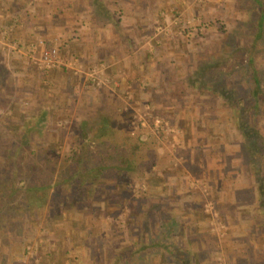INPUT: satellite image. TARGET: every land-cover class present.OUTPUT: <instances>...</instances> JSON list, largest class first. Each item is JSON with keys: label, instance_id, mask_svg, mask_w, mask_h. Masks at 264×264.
<instances>
[{"label": "rangeland", "instance_id": "rangeland-1", "mask_svg": "<svg viewBox=\"0 0 264 264\" xmlns=\"http://www.w3.org/2000/svg\"><path fill=\"white\" fill-rule=\"evenodd\" d=\"M52 1L54 0H27V10L31 14L36 13L38 6H47ZM140 1L142 4L144 2L145 4L148 3L151 5L150 8L154 5L151 9L148 8L149 11L146 12V15L142 16L141 18L149 22L148 25L149 31H151L152 34L151 37L154 36L155 38L157 37L162 39L166 38L167 44L169 46L173 45L175 42L181 46L182 43L180 40L176 41V38L179 39L178 37H182L188 44L187 50L190 48L194 49L196 45L197 47L200 45L199 51L201 52L192 53L190 61L189 58L185 59L182 71H180L181 74H185V79L194 72L196 65L195 59L197 56H207L209 54L220 56V50L222 48L228 50L229 48L238 49V47H248L250 46L254 37V34L252 33L254 32V29L249 27L250 23L248 22H250L249 19H254L256 22L258 12L255 9L256 7L253 1L250 0H160V2H157V0ZM83 49L84 52L90 53L86 46H83ZM260 49L261 51H258L256 54V56H258L257 64L258 66H262L263 70L264 49L262 50L261 47ZM58 51L60 56V66H65L72 69L74 74L83 73L87 79L91 78L93 80L95 79L93 76L94 70H100L99 72L102 70V76L99 77L101 81H98L100 82V85L103 84L110 86L112 84L113 79L111 78L110 73L105 72V68H108V65L97 62V60H95V58L88 53L85 54V61L82 60L84 57L78 56L77 53L75 55H68L66 57L60 48ZM62 55L64 57H62ZM248 59L249 53H246V55L243 57L241 56V58L238 59L240 67H243L246 64L245 62L248 63ZM183 61L184 59L182 62ZM119 74H117V78L120 77ZM241 74L239 73L238 75ZM96 76H98L97 73L95 74V77ZM76 77L78 78V75ZM73 81H75V86L77 88L76 90L82 87L79 85V80L74 78ZM187 85H189L190 88L187 89L186 96H195L196 100H194V106H198L201 111L204 110L205 112L209 113L218 112V115L225 114L222 124L220 120H216L214 122L216 124H220V127H224V130L221 127L223 135H219V137L213 134L209 137H206V139H202V142H200L199 139L196 142L194 141L192 146H188L185 142L183 126L180 124L178 119L170 117L166 114L167 111L162 108L165 106L164 104L160 106L156 104L155 107L154 104H151L148 100H146V98L137 99L132 95L131 98L126 97L127 99H125L124 94L122 95L123 100L121 99L118 104H115V102L112 104V98L107 97L106 100H104L107 105L110 103L115 106L119 105L123 110L124 116L123 118H120V122L126 126L130 135L135 136L137 133H140L144 138L149 135L152 136L151 139H153L155 143L149 141L150 143L146 145L147 147L140 151L139 155L137 156L138 163H143L149 166L142 173L135 165L127 166V169L125 170L126 172H123L122 177L124 179H128V183H120L117 179H115L113 181L114 184L112 183L111 185H105V188L108 189L107 192H105L103 189H99L93 194V204L89 201V199L86 201L87 206H77L73 213L74 215L69 211H62V207H59L61 204L59 198H49L44 209V214L42 213L41 217L39 218L30 219V223L27 222L25 224L26 227L28 226V230L30 231L28 233L27 230L23 244H21L19 241H13V243L18 247L17 249H19L21 252L20 254H15V262L11 264L104 263L105 261L103 260L108 254L131 245L130 243L132 239L129 238V231L126 228V215L124 213L130 208L136 207L135 209L138 210L137 213L140 214V211L144 206L142 199L143 196L140 195L143 191H147L149 189L148 179L151 176V173H156V175L162 179L167 178L169 180L168 183H170L172 186V192H174V190L176 193L181 191V188H176V186H183V184L180 182L178 183L177 181L176 183L171 181V179H169L167 176L169 171H177L179 173L178 175H180L178 179L183 181L184 184L186 183L193 189L197 190L203 197L198 207L200 208L199 211L202 213L200 217L204 218L207 222L208 232H201V237H203L204 240H193L191 242L192 245L189 248L190 250L183 253L190 256V261H188L187 264H264V258L262 257L264 256V246L263 241H261V238L264 236V221L259 220L258 214L256 211H253V209L256 207V204L253 203V206L247 207L251 214L245 220L241 221L240 223H231L232 232H234V235H231L227 232L228 225L222 217L219 204H217L216 201H214L213 196H211V184L206 178L207 174L203 171L205 169V165H203L205 163L204 161L209 163L208 167L210 169L211 167H214V161L216 157L221 158L225 163V167L228 169H237V173L239 171L243 172L245 168H248L243 163V152L241 151V148H236L237 145H240L241 137L239 138L238 142L237 140L235 141V139L238 137V134L234 127L233 114L228 105L224 102H220L214 94L210 93L209 91H202L188 83ZM75 86H73V88ZM83 89L82 98L84 95H87L86 97L90 99L88 103L83 104L80 102V100L83 101L82 98L77 99V96L76 99L72 100L71 98L70 102L67 105L65 104L66 106L64 107V110L62 109L65 112L61 111V113H63V117L64 115L66 116V119L55 120V123L52 120H49L47 112H40L38 117L32 116L30 118L29 115L31 114V111L28 112V108H24L23 112L20 111V109L16 111L12 110L10 115L13 117L17 115V119H13L12 121H10L8 118L9 114L6 113L5 116L3 115L5 119L4 117L0 118V132L2 133L0 134V147H3L2 151L7 148L11 138L18 137V133L20 134L21 132H24L25 128H27V121L30 120L35 122V119L40 117V123L41 121H44L47 124L49 128L47 131H54V129L50 127L53 124V126L57 125L55 128L57 135L59 137L64 135V139L61 143L58 144V142L49 141L48 146L45 147L55 150L61 156L68 152L71 148V144L68 141V135L72 126L76 122L83 121V119L87 118V112L91 110L90 108L96 107L97 104L90 103V101L92 98L97 96V91L102 95L107 93L106 88L103 87L102 89L98 90L95 88L96 91L86 87ZM113 95H115V97H119V92L114 91ZM129 95L130 94H128V96ZM96 101V103H98V100ZM204 101L214 103L202 104ZM146 106H150V109L147 110ZM211 108L213 110H211ZM2 113H4V111ZM150 113L158 115L168 120L172 125L178 127V129L181 131L180 145L172 148L171 144L168 142V139H165L163 136H161L162 139H159L154 134L151 119L148 117ZM144 114H148L146 115V127H139L138 119L141 116L144 117ZM211 116L215 117L216 115L213 114ZM261 121H264L263 118ZM40 123L39 129H41V132H43L42 130H44V128ZM262 123L264 124V122ZM28 124L31 125L29 122ZM36 135H38L36 136L39 143L38 145L42 146V144H44L46 141V137H40V133ZM205 141L208 142V144H205ZM207 149L210 150L205 151ZM152 151L154 155V163L151 162L152 164L150 165L149 162L151 160V156H148V154ZM249 181L251 184L248 186H252L254 182L252 181L251 177H249ZM118 199H120V204H123V207L125 206V208H123L124 210L115 216H106L105 213L107 210L105 207L111 205L115 206V204L118 202L116 200ZM237 199L239 202L248 201L249 205H251V199L247 200L245 193L242 191L238 193ZM150 201L152 204L157 202L156 199ZM207 208L211 210L213 214L210 212L208 214ZM45 218L47 219L45 220ZM132 221L133 223L136 222L138 225V229L136 228L132 230L137 231V235L139 236V224L142 221L138 220V218L136 221L133 217L131 218V222ZM68 224H71L73 230L75 231L73 237L71 236L72 238H69V235H66L65 233V229L67 228L66 226ZM64 225H66L65 228H63ZM111 227L113 229H111ZM79 230L84 233L83 237H81V234L79 235ZM88 232L90 233L87 235ZM92 233H94L95 237ZM94 240L95 243L100 244L101 247H94V249L91 250L90 242ZM176 241L178 243L184 242V245H187L183 236L179 237L177 235ZM200 242H202V244ZM242 242L245 245L243 248L239 249L236 244ZM24 245L26 246V252L22 257L21 253L24 251ZM186 248H188V245ZM195 252L198 254L197 261L192 255ZM5 255L7 257L6 261H9V252H7ZM152 257L153 256L150 255L145 258L150 261ZM155 257L159 258V260L161 259V257ZM58 260H60V262ZM186 260L187 259H185V261ZM152 264H156V262L152 261Z\"/></svg>", "mask_w": 264, "mask_h": 264}, {"label": "crops", "instance_id": "crops-1", "mask_svg": "<svg viewBox=\"0 0 264 264\" xmlns=\"http://www.w3.org/2000/svg\"><path fill=\"white\" fill-rule=\"evenodd\" d=\"M26 1L0 0V118L6 113L10 115L12 110L20 109L23 112L24 108H28V112L31 111L30 118L38 117L40 112H47L49 120L55 123V120L66 119L61 111L71 98H82L84 87L94 91L95 88L98 90L103 87L107 93L102 95L97 91V96L95 95L90 103L97 104L96 100L99 102L111 97L112 104H118L124 94L125 99L131 98L132 95L137 99L146 98L155 107L156 104H164L162 108L167 111L166 114L178 119L183 126L188 146H192L194 141L199 139L202 142V139L213 134L223 135L224 127L221 126V129L220 124L214 122L220 120L222 124L225 114L201 111L198 106H194L196 98L186 96L190 87L187 85L185 74L180 73L185 59L189 58L190 61L192 53L201 52L200 45L187 50L188 44L182 37H175L176 41L180 40L181 46L176 42L169 46L166 38L151 37L149 22L141 18L149 11L148 8L151 9L154 5L150 8L151 5L144 2L142 4L140 0H54L47 6H38L37 10L35 9L37 12L31 14L27 10ZM40 40L44 41L43 45L38 43ZM83 46H86L90 53L84 52ZM52 47L60 48L66 57L77 53L78 56L84 57L82 60L86 59L85 54H90L97 62L108 65L105 72L110 73L113 81H117H112L110 86L100 85L98 81H101L99 77L102 76V70H94L93 80L87 79L83 73L74 74L72 69L60 64L50 68L40 67L38 60L42 50ZM96 73L98 76L95 77ZM117 74L120 77L117 78ZM74 78L79 80V85L82 86L78 90ZM114 91L119 92V97L113 95ZM86 96L82 98L83 101L80 100L83 104L90 100ZM206 103L211 102L204 101L202 104ZM213 114L216 116H211ZM9 115L10 121L17 119V115ZM56 126L52 124L50 127L55 131ZM205 144L208 142L205 141ZM2 150L3 147H0V151ZM208 150L210 149L205 151ZM204 162L203 171L211 184V196L219 204L222 217L228 225L227 232L234 235L231 223H240L251 214L247 208L249 202H239L235 193L236 189L251 184L248 171L245 168L243 172L237 173V169H228L222 159L217 157L214 167L210 169L209 163ZM178 174L177 171H169L167 176L174 183L177 181L183 184L184 187L176 186L181 188V193H176L175 190L172 192L167 178L162 179L156 173H151L152 177L148 179L149 189L140 195L144 197V206L140 211L141 215L138 214V220H147L154 232L159 225H169L174 221L176 230L172 233V243L180 249H185L187 245L190 248L189 242L193 240H204L201 232L207 231L208 226L205 219L200 217L202 213L198 207L203 199L202 195L178 179ZM154 199L157 202L152 204L150 200ZM135 211L138 212L136 209ZM133 215L137 221L136 214ZM70 226L71 224H68V227ZM129 226L132 229L138 227L133 221ZM139 232V236L136 233L129 237L132 239L130 244L133 245V240L138 241L141 230ZM177 235L183 236L187 245H184V242L178 243ZM68 237L72 238L71 235ZM244 245L243 242L236 244L239 249ZM160 257L159 260L153 256L148 263L152 264L154 261L156 264H176L174 260L169 262L165 255L161 254ZM187 263L188 261H185L182 264Z\"/></svg>", "mask_w": 264, "mask_h": 264}, {"label": "trees", "instance_id": "trees-1", "mask_svg": "<svg viewBox=\"0 0 264 264\" xmlns=\"http://www.w3.org/2000/svg\"><path fill=\"white\" fill-rule=\"evenodd\" d=\"M250 1H253L258 12L256 22L254 19L248 22L249 27L254 29L250 46H237L238 49L228 50L222 48L220 56H197L195 70L186 78V82L214 94L231 110L238 134L235 141L238 142L241 137L240 145L236 148H241L243 163L248 167V176L254 182L252 186L236 189V197L239 192H244L247 200L251 199L249 207L256 204L253 211H256L259 220L264 221V121H261L262 118L264 120V69L258 66L256 56L261 51L260 47L264 49V0ZM246 53H249L248 63L240 67L238 59ZM90 109L87 118L72 126L68 135L71 148L62 156L45 146H48L49 141L61 143L64 135L59 137L55 131H47L49 128L44 121L40 123V117L35 122L27 121L24 132L11 138L7 148L0 151V264L15 262V254L21 251L13 241L23 244L28 230L25 224L44 214L49 198H59L62 211L73 214L77 206H87L86 201L89 199L93 204V194L99 189L107 192L105 185H111L115 179L120 183H128L129 180L122 177L127 166L135 165L141 173L149 166L138 163L137 156L149 141L154 142L151 135L145 138L140 133L130 135L120 122L124 112L118 105H107L104 100H100L96 107ZM39 123L44 128L43 132L39 129ZM38 133L40 137H46L42 146L38 145ZM148 156H151V165L154 163L153 151ZM116 201L115 206L105 207L106 216H115L124 210L120 199ZM135 208L124 213L130 237L137 233L129 226L133 214H136V219L139 216ZM139 225L141 236L137 238L138 241L133 240V245L111 254L107 252L102 264H150L145 257H160L161 254L176 264H182L185 259L189 261L190 256L183 253L190 249H180L172 243V233L176 230L174 221L169 225H159L155 232L147 220H142ZM65 233L73 237L75 231L72 225ZM78 233L80 235L82 232L79 230ZM261 241L264 246V236ZM90 246L91 250L101 247L95 242H90ZM7 252L10 254L9 261H6ZM25 252L24 245L22 257ZM192 255L197 261L198 254L195 252Z\"/></svg>", "mask_w": 264, "mask_h": 264}, {"label": "built area", "instance_id": "built-area-1", "mask_svg": "<svg viewBox=\"0 0 264 264\" xmlns=\"http://www.w3.org/2000/svg\"><path fill=\"white\" fill-rule=\"evenodd\" d=\"M38 43L40 45H43L44 41L40 40ZM59 58L60 56L57 47L46 48L42 50V53L38 60V65L40 67H45V68L57 66L60 63ZM146 109L147 110L150 109V106H146ZM146 115L148 114L143 115L145 118L141 116L138 119L139 127H146ZM148 117L149 119H151L152 129H154L153 132L159 139H162L161 136H163L165 139H168V142L171 144L172 148H175L178 145H180L181 131L178 129V127L172 125L168 120L158 115L150 113ZM208 208H207L208 214L209 212L213 214V212Z\"/></svg>", "mask_w": 264, "mask_h": 264}]
</instances>
